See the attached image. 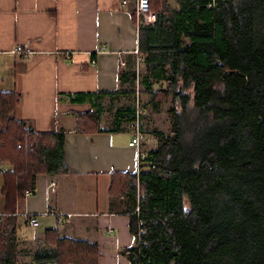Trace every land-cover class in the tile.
<instances>
[{
    "label": "trees",
    "instance_id": "16d2710c",
    "mask_svg": "<svg viewBox=\"0 0 264 264\" xmlns=\"http://www.w3.org/2000/svg\"><path fill=\"white\" fill-rule=\"evenodd\" d=\"M151 6L158 18L141 27V82L157 102L168 91L154 82L167 79L175 127L156 131L157 145L147 151L139 176L145 231L122 251L131 264H264V0H151ZM120 80L134 83V69ZM112 92L69 94L94 106L76 115L81 128L120 130L119 123L100 126L101 95ZM19 102L16 91L0 90L8 212L26 190L35 191L38 173L69 170L64 133L39 132L17 119L11 113ZM118 113L130 123L135 106ZM54 230L48 231L54 247L22 264H98L95 241Z\"/></svg>",
    "mask_w": 264,
    "mask_h": 264
},
{
    "label": "crops",
    "instance_id": "0c3cea01",
    "mask_svg": "<svg viewBox=\"0 0 264 264\" xmlns=\"http://www.w3.org/2000/svg\"><path fill=\"white\" fill-rule=\"evenodd\" d=\"M139 40L133 5L122 0H0V90L20 94L11 113L17 119L39 132L64 133L69 168L38 173L35 191L8 212L2 194L7 165L0 160V264L34 262L38 249L54 247L52 229L60 237L95 241L98 264H131L122 250L136 243L131 213L138 160L129 145L132 122L118 113L131 103L115 105L108 126L100 120L101 127L119 123L120 130L88 132L76 115L94 106L73 102L69 94L114 91L101 95L103 119L108 99L129 95L122 73L134 69L136 80L143 62ZM101 45L106 50L99 51ZM143 129L148 151L156 147L158 129ZM24 213L35 214L38 225Z\"/></svg>",
    "mask_w": 264,
    "mask_h": 264
},
{
    "label": "rangeland",
    "instance_id": "374dc122",
    "mask_svg": "<svg viewBox=\"0 0 264 264\" xmlns=\"http://www.w3.org/2000/svg\"><path fill=\"white\" fill-rule=\"evenodd\" d=\"M136 72L138 76L136 77L134 83H124V87H127L128 89V96L122 94L119 99L113 101L112 103L109 102V99L105 102L106 110L104 112L103 119L102 116L100 119L102 120V125H109V122L113 118L112 108L115 105H118L119 103L124 101L126 103H131L127 105L133 106L134 103L136 104L137 99H140L141 106L143 107V127H145L146 125L147 128L158 129L163 133H171L173 131V128L175 127L174 112L172 110V107L174 106V100L173 93L170 86L168 85L167 79H160L154 82L156 83L155 85H153L154 89L168 91L166 93L159 92L156 95L157 102H154L153 95L144 90V87L141 82L142 76L145 73V64H143V62H138ZM109 103L113 104V106L109 107ZM150 141L151 143L156 144V139L153 136ZM145 152L147 151L145 150Z\"/></svg>",
    "mask_w": 264,
    "mask_h": 264
},
{
    "label": "built area",
    "instance_id": "2783aa9c",
    "mask_svg": "<svg viewBox=\"0 0 264 264\" xmlns=\"http://www.w3.org/2000/svg\"><path fill=\"white\" fill-rule=\"evenodd\" d=\"M150 1L151 0H122L123 5H133V11H134V23L136 27V32H137V37L140 36L141 32V27L145 24H154L157 19V13L155 10H153L150 6ZM106 50L105 45H101L99 47V51H104ZM16 51L19 52H24L23 48L21 46L16 47ZM135 106V119L132 123V137L129 141V145L134 147L137 151V160H138V168L135 173V191H134V196H135V206L132 211V215H135V229L136 232L134 231L135 235V240L137 244L140 242V240L143 237V233L145 231L143 227V220L139 216L140 213V198L142 194V186L140 183V171L142 169V165L144 164V160L146 157L145 150L143 149V144L145 141V134L142 131L141 128V116L143 112V107L141 106L140 99H137L136 104L134 103ZM153 167V166H152ZM55 183L51 184V187H54ZM31 190H26L25 191V197L29 194H31ZM27 221L36 226L38 225V219L36 218L35 214L32 213H24Z\"/></svg>",
    "mask_w": 264,
    "mask_h": 264
},
{
    "label": "bare ground",
    "instance_id": "6f19581e",
    "mask_svg": "<svg viewBox=\"0 0 264 264\" xmlns=\"http://www.w3.org/2000/svg\"><path fill=\"white\" fill-rule=\"evenodd\" d=\"M150 6H151V1H150ZM151 8L153 9V7L151 6ZM153 10H155L156 11V9H153ZM156 13H157V18H158V12L156 11ZM157 20V19H156ZM19 52V51H18ZM137 76H138V74H137ZM135 119V118H134ZM134 121V120H133ZM133 121H132V123H133ZM142 122H143V120H142V116H141V128H142V131L144 132V134H145V131H144V129H143V124H142ZM145 136H146V134H145ZM146 156H147V153H146ZM146 158V157H145Z\"/></svg>",
    "mask_w": 264,
    "mask_h": 264
}]
</instances>
